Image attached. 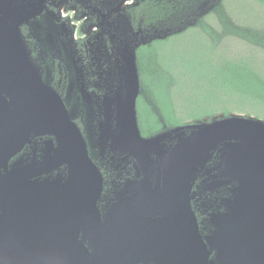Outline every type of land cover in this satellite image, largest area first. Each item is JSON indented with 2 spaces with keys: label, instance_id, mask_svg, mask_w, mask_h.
I'll use <instances>...</instances> for the list:
<instances>
[{
  "label": "water",
  "instance_id": "95a60500",
  "mask_svg": "<svg viewBox=\"0 0 264 264\" xmlns=\"http://www.w3.org/2000/svg\"><path fill=\"white\" fill-rule=\"evenodd\" d=\"M44 1L0 0V264H264V239L233 251L208 238L195 211L208 198L214 227L264 228V120L221 115L144 136L138 48L150 39L118 33L97 110L81 98L93 116L81 132L72 31L63 23L64 37L38 38L45 51H63L66 95L50 85L52 65L41 71L21 32ZM221 2L200 0L178 14L186 21L177 33ZM27 143L31 163L12 162ZM110 169L133 178L110 191ZM227 251L236 263L224 260Z\"/></svg>",
  "mask_w": 264,
  "mask_h": 264
},
{
  "label": "trees",
  "instance_id": "16d2710c",
  "mask_svg": "<svg viewBox=\"0 0 264 264\" xmlns=\"http://www.w3.org/2000/svg\"><path fill=\"white\" fill-rule=\"evenodd\" d=\"M138 64L144 136L162 129L157 113L169 127L232 114L264 120V0H222L196 25L140 51Z\"/></svg>",
  "mask_w": 264,
  "mask_h": 264
},
{
  "label": "flooded vegetation",
  "instance_id": "af4514ba",
  "mask_svg": "<svg viewBox=\"0 0 264 264\" xmlns=\"http://www.w3.org/2000/svg\"><path fill=\"white\" fill-rule=\"evenodd\" d=\"M200 0H45L42 7L35 13L29 11V18L21 26V32L26 39V45L31 53V57L36 64L44 69L47 65V73L50 85L62 95H66V86L68 83V63L62 61L61 53L63 51L54 50L45 51L38 38L61 36L62 24H66L72 31L71 39L74 38V55L77 62L78 72V93L79 94V113L76 123L81 132L86 127L84 119H92V112L89 113L81 105L82 96H88L93 102L97 96L104 95L108 90L106 83V71L111 61L110 56L115 53V46L118 43V33H127L128 38L135 41L147 40L148 43L141 44L138 48V55L143 49H150L156 42L167 40L177 34L179 24L186 21V16H180L178 13L187 12L189 8L195 6ZM32 13V14H31ZM41 24V29L36 28V24ZM117 35V36H116ZM164 36V38H161ZM42 41V39H41ZM63 54V53H62ZM73 65V62H70ZM143 88V85H142ZM83 94V95H82ZM146 97L144 89L138 98ZM97 110V109H94ZM93 110V112H94ZM157 113V112H156ZM162 123V129L148 136L156 135L168 128L163 117L157 113ZM139 118V112H138ZM87 122V121H86ZM139 127L141 129L140 119ZM142 132V129H141ZM143 134V133H142ZM38 148L41 145V139H38ZM31 146L32 143L25 144L11 159L12 162L24 161L23 166L31 163L35 155ZM38 154V152H37ZM11 162V163H12ZM122 170V169H120ZM124 172V173H123ZM119 175L114 169L108 171L109 185L107 189L115 190L126 179H132L125 171ZM226 195V194H224ZM199 220L204 221L205 234L208 238H217L233 251L240 253L239 245L244 242L255 243L258 238L264 239V228L252 227L250 231H242L241 224L228 226L220 223L214 227L209 221L211 213L208 198H204L203 208H195ZM225 214L224 207L219 209ZM187 215L183 220L187 221ZM209 222V223H208ZM188 228L190 223L185 224ZM204 226V225H203ZM201 228V225H200ZM213 230V231H212ZM250 256L252 253H246ZM236 263L234 255L227 251L224 260Z\"/></svg>",
  "mask_w": 264,
  "mask_h": 264
}]
</instances>
